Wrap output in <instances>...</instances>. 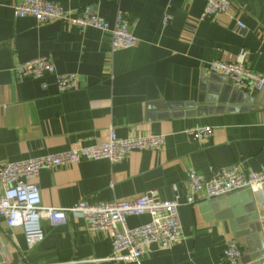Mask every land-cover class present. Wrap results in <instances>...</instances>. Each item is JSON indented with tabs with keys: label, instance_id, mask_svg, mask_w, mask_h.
I'll use <instances>...</instances> for the list:
<instances>
[{
	"label": "crops",
	"instance_id": "obj_1",
	"mask_svg": "<svg viewBox=\"0 0 264 264\" xmlns=\"http://www.w3.org/2000/svg\"><path fill=\"white\" fill-rule=\"evenodd\" d=\"M46 1L69 12L89 6L110 22L122 13L139 45L112 52L107 31L17 18L16 0H0V162L102 143L111 130L119 138L165 135L162 149L133 151L119 162L83 160L44 169L34 180L42 205L129 201L150 190L163 200L179 196L180 239L170 249L148 248L140 263L125 264H217L232 240L242 247L241 264H264V189L260 196L245 189L186 202L190 168L206 177L228 167L264 172V89L235 88L206 69L214 60L242 58L264 76V0H232L228 13L212 19L202 17L206 0ZM43 56L57 74H76L79 88L60 91L55 74L18 77L22 62ZM204 77L224 86L225 101L221 93H208L205 103L195 105ZM232 89L237 94L231 99ZM203 126L213 127L211 138L196 141L187 134ZM150 217H131L129 226ZM41 225L42 238L31 248L21 228L0 218L1 264H118L108 260L109 230H90L73 214L64 225L46 218Z\"/></svg>",
	"mask_w": 264,
	"mask_h": 264
},
{
	"label": "built area",
	"instance_id": "obj_2",
	"mask_svg": "<svg viewBox=\"0 0 264 264\" xmlns=\"http://www.w3.org/2000/svg\"><path fill=\"white\" fill-rule=\"evenodd\" d=\"M232 3V0H206L202 17L212 19L226 14L231 10ZM13 12L17 18L32 17L41 23L62 21L78 28L92 27L107 31L111 34L112 52L139 45L130 20L122 13L117 15L114 22H110L93 12L89 6L69 12L62 5L46 0H16ZM240 27L244 29L242 24ZM206 69L212 74L225 76L235 88L253 92L264 89V76L249 69L242 58L234 62L214 60L207 64ZM16 72L19 78L35 79L55 74L60 91L76 90L80 85L76 74H57L54 62L45 56L22 62ZM213 133L212 126L187 131L190 138L196 141L207 140ZM165 143L166 136L162 134L119 138L111 130L108 139L102 143L48 153L19 162H0V184L4 187L0 191V218L4 219L9 228H21L32 248L42 238V219L46 218L52 226H59L66 224L69 214H73L84 220L90 230H109L112 233L108 260L118 264L140 263L148 248L155 246L159 250L170 249L180 239L182 202L179 196L163 200L156 190H150L134 200L100 204L82 201L73 208L62 209L42 205L41 192L34 180L44 169L71 166L83 160L106 159L119 162L133 151L160 150ZM187 183L190 190L186 199L188 204H195L200 196L217 198L245 189L260 196L264 189V172L247 174L238 167H228L216 169L206 177L195 168H190ZM144 214L151 216L148 223L138 227L129 226V218ZM241 258L242 247L232 240L226 244L217 264H241Z\"/></svg>",
	"mask_w": 264,
	"mask_h": 264
},
{
	"label": "water",
	"instance_id": "obj_3",
	"mask_svg": "<svg viewBox=\"0 0 264 264\" xmlns=\"http://www.w3.org/2000/svg\"><path fill=\"white\" fill-rule=\"evenodd\" d=\"M228 79V78H227ZM213 79H211V77H204L201 81V93L198 97V100L196 102L195 105H199L201 103H205L206 102V99H207V94H211V95H219V93H221L223 96H222V101H225L226 98H227V93L225 94V88L224 86L222 87L221 85H213ZM218 86V87H217ZM237 94V91L236 89H232V93H231V99L234 98ZM218 97V96H217ZM187 106L190 105V104H186ZM193 105V103L191 104Z\"/></svg>",
	"mask_w": 264,
	"mask_h": 264
}]
</instances>
